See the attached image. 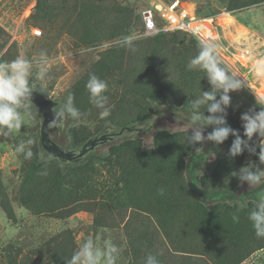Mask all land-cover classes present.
<instances>
[{"label":"rangeland","instance_id":"374dc122","mask_svg":"<svg viewBox=\"0 0 264 264\" xmlns=\"http://www.w3.org/2000/svg\"><path fill=\"white\" fill-rule=\"evenodd\" d=\"M180 1L197 17L219 18L225 32L241 30L239 23L251 29L259 46L264 41V1L243 7L234 5L253 0ZM157 2L0 0V61L21 54L35 61L45 53L49 78L33 76L35 91L53 104L54 113L71 94L83 114L79 121L65 118L63 126L50 123L52 144L75 155L107 136L77 158L54 156L41 142L44 114L31 102L35 122L0 138V264H67L90 236H110L121 246L118 264H143L149 252L160 264H264V238L255 236L247 218L264 197V182L249 186L231 175L249 161L264 168L259 147L257 155L229 158L231 135L220 145L205 142L203 152L186 143L190 102L210 85L203 72L186 67L199 51L190 37L139 35L142 12ZM34 29L42 35L34 36ZM127 36L134 37L135 51L123 45ZM93 73L109 85L112 109L105 119L85 87ZM229 95L227 124L243 138L241 114L260 111L264 98L246 87ZM124 127L135 130L108 137ZM211 130L206 126L205 134ZM29 138L34 155L26 160L14 154V146ZM131 142L139 154L132 151L135 145H126ZM190 182L196 190L246 194L198 200L188 191Z\"/></svg>","mask_w":264,"mask_h":264},{"label":"clouds","instance_id":"9594fccd","mask_svg":"<svg viewBox=\"0 0 264 264\" xmlns=\"http://www.w3.org/2000/svg\"><path fill=\"white\" fill-rule=\"evenodd\" d=\"M217 39L211 34L208 39H198L199 51L186 66L190 71L203 72L210 85L207 91H201L200 88V95L190 102L191 114L188 118L187 130L190 129L191 133L188 134L186 130V143L193 146L195 152H203L202 146L205 142L220 145L231 135L234 139L228 149L229 158H235L244 152L257 155L256 149L259 147V164L264 165V106H261L258 112L249 108L241 114L243 138L238 130L227 124V109L231 105L229 93L245 88V82L222 65L218 55L220 45L216 42ZM133 40L134 37L127 36L122 43L135 51ZM259 55L261 58L256 59L254 65L258 77L264 76V53ZM48 65L49 61L43 52L35 61L23 54L12 61H0V138L18 135L22 125L27 127L35 122L31 104L32 94L35 91L32 78L35 76L39 81L48 79ZM85 87L89 93L90 103L99 110L100 118L109 117L112 106L106 94L109 90L108 83L93 73L89 74ZM205 112L208 113L207 116L204 115ZM82 115L74 105L73 96L69 94L59 111L53 113L51 123L63 126L62 121L65 118L79 121ZM206 126H212V130L207 134H205ZM254 135L257 137L256 141H253ZM34 143L31 138L21 141L14 146V154H22L26 160L32 159L34 153L30 146ZM210 155L214 156V153ZM42 175H47V171ZM231 175L249 186L264 182V168L251 161L238 171H233ZM158 194L163 195L164 189H158ZM247 218L255 236L264 238V197L255 202ZM232 219L234 222H239V216L236 214H233ZM122 253L123 248L114 243L110 236L107 238L90 236L74 252L67 264H118ZM143 264H160V261L157 255L149 252L144 257Z\"/></svg>","mask_w":264,"mask_h":264},{"label":"built area","instance_id":"2783aa9c","mask_svg":"<svg viewBox=\"0 0 264 264\" xmlns=\"http://www.w3.org/2000/svg\"><path fill=\"white\" fill-rule=\"evenodd\" d=\"M141 18L139 35L142 37L182 33L197 44L198 39H208L209 34L218 38L216 42L220 45L218 55L222 64L231 65L236 75L245 82V87L258 99L264 98L260 93L264 86V76L258 77L254 71L256 59L264 53V41L259 46L249 30L240 28L234 32H225L219 18L197 17L180 0H158L157 4L142 12ZM33 31L36 37L42 35L39 29Z\"/></svg>","mask_w":264,"mask_h":264},{"label":"water","instance_id":"95a60500","mask_svg":"<svg viewBox=\"0 0 264 264\" xmlns=\"http://www.w3.org/2000/svg\"><path fill=\"white\" fill-rule=\"evenodd\" d=\"M39 109V111L41 113L44 114V119H43V123L41 126V142L42 145L44 146V148L49 151L52 155L57 156L59 158L62 159H72V157L68 156L66 152L62 151L58 146L52 144V142L49 140V136H48V130H49V125L51 123V120L53 119V104L51 102H49L47 99H45L40 93L34 91V93L32 94V101ZM129 130V128H127ZM122 131H124V129H122ZM121 131V132H122ZM114 134H110L108 136H111ZM106 135H102L97 139H93L90 142L86 143L82 149L81 152L79 154V156H81L86 148H89L90 146H92L94 143L101 141L102 139H105Z\"/></svg>","mask_w":264,"mask_h":264},{"label":"trees","instance_id":"16d2710c","mask_svg":"<svg viewBox=\"0 0 264 264\" xmlns=\"http://www.w3.org/2000/svg\"><path fill=\"white\" fill-rule=\"evenodd\" d=\"M261 1H264V0H253L251 3L247 4L245 3V1L241 2L240 4L238 5H234V6H237V7H243V6H246V5H250V4H253V3H259ZM122 129H124V131H122ZM119 130V132L115 133L114 135H111V136H108L110 138H119V137H122V136H125L127 133H131L135 130V128L133 127H130L129 130L127 129V127H124ZM122 131V132H121ZM106 137V136H105ZM126 145H135V147L133 148V152L139 154V150H140V147L138 144L134 143V142H131V143H126ZM137 151V152H136ZM80 152V151H79ZM79 152L75 155H73L72 153L70 152H66L68 156L72 157V158H77V156L79 155ZM198 155V153H195L193 154L192 157ZM192 157H190L192 159ZM132 160V159H130ZM188 191L191 195H193L194 197H196L198 200H208L209 202L212 201L213 199H216V198H219V199H231V200H234L237 198H244L245 197V194L246 192H243L242 194L236 196V193L232 190H225V191H222L220 193H214V192H210V191H202V190H196L193 188L191 182L189 183V187H188ZM251 192H248L247 194H249Z\"/></svg>","mask_w":264,"mask_h":264},{"label":"crops","instance_id":"0c3cea01","mask_svg":"<svg viewBox=\"0 0 264 264\" xmlns=\"http://www.w3.org/2000/svg\"><path fill=\"white\" fill-rule=\"evenodd\" d=\"M237 25L240 26V28L247 29V30H249L251 32V29L250 28H247L245 25H242V24H239V23Z\"/></svg>","mask_w":264,"mask_h":264}]
</instances>
